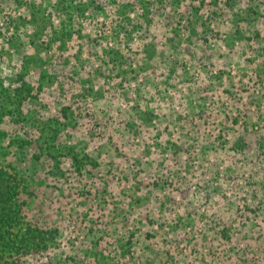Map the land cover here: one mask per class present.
Masks as SVG:
<instances>
[{"label": "rangeland", "instance_id": "rangeland-1", "mask_svg": "<svg viewBox=\"0 0 264 264\" xmlns=\"http://www.w3.org/2000/svg\"><path fill=\"white\" fill-rule=\"evenodd\" d=\"M37 1L0 0V264H264V0Z\"/></svg>", "mask_w": 264, "mask_h": 264}, {"label": "trees", "instance_id": "trees-1", "mask_svg": "<svg viewBox=\"0 0 264 264\" xmlns=\"http://www.w3.org/2000/svg\"><path fill=\"white\" fill-rule=\"evenodd\" d=\"M33 8L35 10L39 9V5H38L37 0H33ZM199 142L200 141H198V143ZM262 146L264 148V142H262ZM261 154H263V156H261ZM261 154H257V155H259L260 157H263L261 160V163L263 164L264 149L261 152ZM194 156H195L194 154H190L189 157L195 158ZM245 156L249 157L247 155H245ZM193 158L190 159L191 164H193L195 161ZM154 162H155V164H157L156 160ZM179 177H180V175H179ZM180 178L182 179V182H184L185 181L184 180L185 174H183ZM2 193L4 194V192H2ZM12 212H15L14 208H12V205H9V202L6 199L0 197V244H1V250L5 249V246L9 245V242H10L9 236L7 235L8 228H6V227H7V224L9 223L10 218H11ZM242 229L244 230L245 227L243 226ZM180 251H183V249H180Z\"/></svg>", "mask_w": 264, "mask_h": 264}]
</instances>
